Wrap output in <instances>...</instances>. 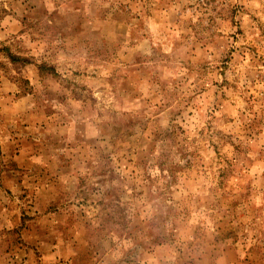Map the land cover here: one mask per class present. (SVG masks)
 Returning <instances> with one entry per match:
<instances>
[{"label":"rangeland","instance_id":"rangeland-1","mask_svg":"<svg viewBox=\"0 0 264 264\" xmlns=\"http://www.w3.org/2000/svg\"><path fill=\"white\" fill-rule=\"evenodd\" d=\"M0 264H264V0H0Z\"/></svg>","mask_w":264,"mask_h":264}]
</instances>
